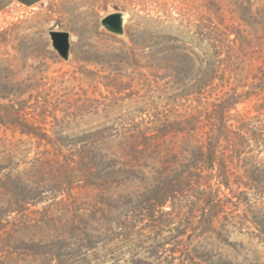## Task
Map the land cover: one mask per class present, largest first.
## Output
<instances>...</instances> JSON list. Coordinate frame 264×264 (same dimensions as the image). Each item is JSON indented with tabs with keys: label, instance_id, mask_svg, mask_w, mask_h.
Segmentation results:
<instances>
[{
	"label": "rangeland",
	"instance_id": "1",
	"mask_svg": "<svg viewBox=\"0 0 264 264\" xmlns=\"http://www.w3.org/2000/svg\"><path fill=\"white\" fill-rule=\"evenodd\" d=\"M0 264H264V0L0 15Z\"/></svg>",
	"mask_w": 264,
	"mask_h": 264
},
{
	"label": "water",
	"instance_id": "2",
	"mask_svg": "<svg viewBox=\"0 0 264 264\" xmlns=\"http://www.w3.org/2000/svg\"><path fill=\"white\" fill-rule=\"evenodd\" d=\"M123 16L122 13L112 12L107 14L102 22L113 31H121ZM51 37L55 48L64 56H66L70 50V34L68 31L53 30L51 31Z\"/></svg>",
	"mask_w": 264,
	"mask_h": 264
},
{
	"label": "crops",
	"instance_id": "3",
	"mask_svg": "<svg viewBox=\"0 0 264 264\" xmlns=\"http://www.w3.org/2000/svg\"><path fill=\"white\" fill-rule=\"evenodd\" d=\"M46 0H0V15H3L12 5L35 6Z\"/></svg>",
	"mask_w": 264,
	"mask_h": 264
}]
</instances>
